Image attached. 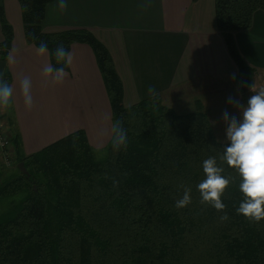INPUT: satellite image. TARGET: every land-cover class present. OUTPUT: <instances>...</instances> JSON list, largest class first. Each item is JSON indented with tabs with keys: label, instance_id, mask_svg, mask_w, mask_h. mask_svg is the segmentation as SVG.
Returning <instances> with one entry per match:
<instances>
[{
	"label": "trees",
	"instance_id": "trees-1",
	"mask_svg": "<svg viewBox=\"0 0 264 264\" xmlns=\"http://www.w3.org/2000/svg\"><path fill=\"white\" fill-rule=\"evenodd\" d=\"M4 1L0 61L7 63L15 31ZM18 1L27 42L37 47L45 42L53 66H60L54 53L61 43L67 51L74 43L91 47L112 122H122L127 146L115 151L110 138L98 159L87 131L77 129L26 154L21 133L12 130L16 164L0 163V204L6 206L0 212V264H264V220L237 213L240 178L219 160L230 142L216 137L201 102L179 113L156 94L126 106L114 58L90 30L46 32L51 0ZM214 2L218 29L238 66L236 79L251 85L257 70L242 56L234 34L252 27L264 0ZM11 78L5 67L3 79L11 84ZM209 157L217 158L223 175L236 177L222 197L223 212L200 202L197 185L206 178L203 161ZM184 187L191 188V203L177 209Z\"/></svg>",
	"mask_w": 264,
	"mask_h": 264
},
{
	"label": "crops",
	"instance_id": "crops-1",
	"mask_svg": "<svg viewBox=\"0 0 264 264\" xmlns=\"http://www.w3.org/2000/svg\"><path fill=\"white\" fill-rule=\"evenodd\" d=\"M66 2L67 9L61 11L58 0H51L43 30H90L111 52L124 84V100L128 98L132 104L150 96L148 88L154 86L163 101L178 99L174 102L179 105L183 99L209 91L206 88L209 81L237 76L238 66L217 26L214 0ZM4 5L15 31L9 52L14 62L7 60L5 66L12 76V106L0 109L5 132L21 133L26 154L77 129L87 131L94 147L107 145L113 124L112 110L91 47L74 43L70 50L72 65L64 82L44 86L41 72L46 63H51L49 52L38 56L37 46L27 42L19 1L5 0ZM234 35L242 56L257 70L254 83L264 85L261 81L264 79V11L256 12L250 29ZM3 39L0 23V42ZM23 76L32 81L31 111L26 110L21 95ZM197 99L206 111V102Z\"/></svg>",
	"mask_w": 264,
	"mask_h": 264
},
{
	"label": "clouds",
	"instance_id": "clouds-1",
	"mask_svg": "<svg viewBox=\"0 0 264 264\" xmlns=\"http://www.w3.org/2000/svg\"><path fill=\"white\" fill-rule=\"evenodd\" d=\"M58 8L61 11L67 9L66 0H58ZM35 39V36H33ZM38 56H46L48 47L41 42L36 48ZM56 64L46 63L41 75L44 86L62 84L68 75L66 68L72 65V53L67 51L61 43L54 53ZM8 62L13 63L14 57L9 54ZM253 95L246 105L240 104L232 97L228 98L229 104L239 108L241 118L230 116L227 110L223 112L222 119L226 124V139L230 144L223 149L219 160L226 163L239 176V191L242 200L236 209L251 221L264 220V87L257 89L256 85H246ZM20 90L26 110L31 111L33 107L32 81L28 76L20 79ZM13 87L3 79V71L0 72V109L7 110L12 106ZM148 94L155 98L156 89L149 86ZM111 140L115 151L127 146V133L122 122L117 120L111 125ZM203 172L205 179L197 185L201 196V204H208L215 210L223 212L226 205L222 197L230 184L234 183L236 177L223 175L224 168L218 166L217 158L209 157L203 161ZM191 203V188L184 187L182 198L175 202L177 209H182ZM222 221L228 219L227 213L220 217Z\"/></svg>",
	"mask_w": 264,
	"mask_h": 264
},
{
	"label": "rangeland",
	"instance_id": "rangeland-1",
	"mask_svg": "<svg viewBox=\"0 0 264 264\" xmlns=\"http://www.w3.org/2000/svg\"><path fill=\"white\" fill-rule=\"evenodd\" d=\"M236 76H229L223 78H216L214 82H210L207 84V92H201L202 94H194L192 98H187L186 100H182L179 105L175 104L174 101H179L178 99H172L171 102H168L166 99L163 101L164 104H169L179 113H187L191 112L197 109V98H201L206 102V112L210 118V121L212 123V126L215 131L216 137L220 141L229 142L226 139V124L224 123L222 116L223 112L225 110L228 111L230 116H235L238 120L241 118V113L239 111V108L235 106L234 104L228 103V98L232 97L234 100L238 101L242 105H246L248 98L244 94L242 87L238 80L236 79ZM254 79V78H253ZM261 81H264L262 79ZM256 87H264L263 84L254 83ZM260 85V86H259ZM203 89H200L199 91H202ZM172 94V93H171ZM199 95V96H198ZM182 97V95H180ZM200 101V100H199ZM126 106H131L132 103L128 98L124 100ZM170 106V107H171ZM2 112V111H1ZM3 113V112H2ZM2 124L5 125L4 119L2 117ZM5 128V126H4ZM7 134V133H6ZM10 139V134H7ZM106 145L97 147L96 150V157L98 159L103 158L106 155ZM14 158L15 153L13 147L10 145V148L7 150L0 149V163L3 164L7 168H11L14 166ZM16 164V163H15ZM6 206L0 204V212L5 210Z\"/></svg>",
	"mask_w": 264,
	"mask_h": 264
},
{
	"label": "built area",
	"instance_id": "built-area-1",
	"mask_svg": "<svg viewBox=\"0 0 264 264\" xmlns=\"http://www.w3.org/2000/svg\"><path fill=\"white\" fill-rule=\"evenodd\" d=\"M3 113L0 110V149L7 150L10 148V139L5 132L4 125L2 124Z\"/></svg>",
	"mask_w": 264,
	"mask_h": 264
},
{
	"label": "water",
	"instance_id": "water-1",
	"mask_svg": "<svg viewBox=\"0 0 264 264\" xmlns=\"http://www.w3.org/2000/svg\"><path fill=\"white\" fill-rule=\"evenodd\" d=\"M5 66H6V62L5 61H0V72H2V71L4 72ZM246 85L247 84H242L241 87H242V90H243L244 94L249 99L250 96L253 95V93L250 91V88L248 86H246ZM18 167L23 173L28 174V171H27V169L25 167L24 162H20L18 164Z\"/></svg>",
	"mask_w": 264,
	"mask_h": 264
}]
</instances>
